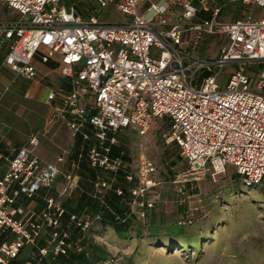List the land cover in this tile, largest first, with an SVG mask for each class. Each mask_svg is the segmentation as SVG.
<instances>
[{"label":"built area","instance_id":"2783aa9c","mask_svg":"<svg viewBox=\"0 0 264 264\" xmlns=\"http://www.w3.org/2000/svg\"><path fill=\"white\" fill-rule=\"evenodd\" d=\"M242 1L250 12L224 23L218 19L221 8L210 7V0H96L101 9L114 4L127 18L112 24L96 16L83 19L62 0H0L6 12L0 17V49L6 52L2 66L32 81L37 76L35 60L57 64L70 90L48 94L46 124L65 121L73 141L92 139L88 159L94 169L114 175L124 171L127 164L110 156L116 135L132 129L144 136L157 120L167 119L162 140L175 145L187 164L170 184L182 201L196 197L201 204L199 194L190 195L187 185L204 179L216 182L228 167L245 188L264 186V0ZM202 12L210 18L196 21ZM218 36L226 44L219 55H200L201 43ZM153 48L158 57L151 55ZM229 65L235 71L221 88L218 75ZM6 92L7 86L0 88V98ZM38 146L33 135L10 154L0 151L5 166L0 235L11 238L0 245V264L36 247L43 236L45 246L25 264H41L49 251L65 254L68 247V235L60 231L65 210L56 199L45 197V209L36 216L16 205L18 199L50 188L61 175L59 198L78 189L79 176L62 173L71 150L63 151L54 165L34 153ZM156 174L155 164L140 156L135 171L124 176L133 183L130 205L140 218L154 207L150 198L161 185ZM111 180H98L95 192L110 190L116 178ZM116 193L123 195L121 189ZM71 221L82 231L91 224L88 215L72 216ZM119 260L115 254L101 264H122Z\"/></svg>","mask_w":264,"mask_h":264},{"label":"rangeland","instance_id":"374dc122","mask_svg":"<svg viewBox=\"0 0 264 264\" xmlns=\"http://www.w3.org/2000/svg\"><path fill=\"white\" fill-rule=\"evenodd\" d=\"M64 1L75 5L78 10L83 6L95 9L101 23L127 21L114 4L101 9L96 0ZM235 1L237 0H210L209 6H217L222 10ZM2 10L3 6H0V13ZM175 12L179 13L180 10ZM262 17L260 15L258 19ZM221 22H232L231 16ZM225 46V38L208 37L200 45V55L214 59ZM151 55L158 57L159 51L153 48ZM254 69L257 70L255 67ZM234 71L235 67L230 65L221 71L218 75L221 88ZM6 73L0 70V87L3 83L10 84L11 76ZM12 75L16 76L14 73ZM17 79V85L11 83L9 91L0 99V132L17 143L24 142L30 134H39V146L34 153L46 163L58 165L57 158L63 151L69 148L72 150L73 147L64 125L47 128L43 132L48 116L44 103L48 93L57 88L56 78H40L37 75L35 79L40 87L36 98L32 94L25 95L29 83L35 80L22 82L18 76ZM165 124V121L157 120L144 136H137L131 131L118 134L117 140L130 161V169L135 170L139 157L144 156L155 164L157 179L161 185L157 195L151 197L156 201L155 206L147 210L145 221L136 217L133 228L125 239H119L109 227L94 225L91 234L95 242L107 249L109 258L117 254L120 259L118 262L122 264H264V186L245 188L235 169L228 167L226 173L216 178V182L204 179L187 185L186 190L190 195L199 194L201 204L194 200L196 197L190 202L182 201L177 188L170 182L173 180L172 176L187 168V164L178 148L161 140ZM55 199L63 206L66 197L57 196ZM24 202L22 201V206L27 212L37 213L43 205L40 197L28 205ZM159 219H163L168 225L191 220V224L185 223V229L193 236L192 245L180 248L185 240L168 237L167 225L159 227L158 234L154 235L148 224ZM30 252L27 247L20 260H25Z\"/></svg>","mask_w":264,"mask_h":264},{"label":"trees","instance_id":"16d2710c","mask_svg":"<svg viewBox=\"0 0 264 264\" xmlns=\"http://www.w3.org/2000/svg\"><path fill=\"white\" fill-rule=\"evenodd\" d=\"M248 12H250V9L244 4V2L242 0H237L233 4H227L222 10H220L218 19L220 21H223L224 18L231 16V21H236L244 18L246 14H248ZM94 14L96 15V10ZM209 18V14H205L202 12L198 14L196 21H201ZM5 54V50L0 49V62L2 58H4ZM50 66L53 68L56 67L55 65ZM162 121H165L166 123L165 131H163L164 133L168 130L169 122L167 119H163L161 120V122ZM124 131H131L139 136L135 130L126 129ZM118 134L116 135V140ZM13 142L16 145L18 144L16 141ZM94 144L95 142L92 139L86 143H83L82 140L77 137L74 141L73 148L69 157L62 166L63 174L71 172L79 176L78 189L70 197H66V200L64 201L62 206L65 211L60 220V231H65L67 233L68 237L65 241L68 247L66 248L65 254L54 255L52 251H49L48 255L43 259V262H41V264H101L109 258V253L104 246L95 242L93 235L91 234L93 226L99 225L103 228L109 227L116 233L119 239H125L133 228L134 221L138 216V214L132 209L130 205L132 196L129 193V189L133 186V183L126 182L124 176L126 172L133 173L135 170L130 169V161L128 160L123 146L118 142V140L116 144L111 146L110 156L112 158H120L123 163L127 164L125 170L119 171L114 175L99 169L92 168L89 164L88 151ZM65 165L67 166L66 168ZM113 177L116 178V181L112 183L110 190L103 191L100 194L95 192L94 185L98 180L111 182V179ZM174 177L175 175L172 176V179H174ZM63 182V175H61L56 179V181L50 188L41 189L30 199H18L16 205L22 206V201H25L24 204L28 205L31 202L37 201L40 197L43 199L41 210H38L37 213L29 212L34 213L35 216L39 215L45 209V197H53L55 199L58 196V190ZM254 187L257 186H253L250 189ZM118 189H121L123 191V195H117L116 190ZM154 203L156 204L155 200ZM82 215H88L91 221L90 227L85 231H82L76 226L74 222L71 221L72 216L80 217ZM142 220L145 221V216L144 218H142ZM185 223L191 224V220L179 222L178 224L168 225L163 219H159L156 221H151L148 225L150 227V231L153 232L154 235L158 234L159 227H161L162 225H167L166 229L169 232L168 237L173 236L174 239H178L180 241L185 240L184 243H181L182 245L180 244V248H184L192 245L191 239L193 238L192 235L186 232ZM44 238L45 236H43L37 242V244H39L40 246L36 245V247L30 248L31 252L27 255L25 260L21 261L20 256L26 248L20 252L19 256L16 259L11 260L9 264H25L33 253L37 254L38 249L45 246ZM10 240V237L0 235V245L4 241Z\"/></svg>","mask_w":264,"mask_h":264},{"label":"crops","instance_id":"0c3cea01","mask_svg":"<svg viewBox=\"0 0 264 264\" xmlns=\"http://www.w3.org/2000/svg\"><path fill=\"white\" fill-rule=\"evenodd\" d=\"M63 1V3H64V5L66 6V7H75V9H76V11H77V13L79 14V16H81L82 18H84V19H88L89 17H91V16H96L95 14H94V12H95V10L93 9V8H91V7H87V6H83L82 8H79V10H78V8L75 6V5H73V4H67L64 0H62ZM81 9V10H80ZM5 11L4 10H2V12L0 13V17L1 16H4L5 15ZM97 17V16H96ZM98 18V17H97ZM99 20V19H98ZM2 60H3V58H2ZM2 60H1V62H0V70H2V71H6L7 73V75L8 76H11V81L9 82L10 84H6V83H3V86H1L0 88H2V87H4V86H7L8 87V91H9V87H10V85H11V83H13V84H15V85H17V83L19 82V80L17 79V76H14L13 77V75H12V72L11 71H9L8 69H6V68H4L3 66H2ZM50 65H55L56 67L55 68H53V67H51ZM34 66H35V68H36V72H37V75L40 77V78H46V77H50V76H54L55 78H56V82H57V88L55 89V90H53V91H55V92H62V93H67L69 90H70V86H69V84H68V81L65 79V78H63L60 74H59V71H58V68H57V64L56 63H54V62H49V64L47 63V64H42V63H40L38 60H35L34 61ZM37 77V76H36ZM19 78H21V77H19ZM22 80V82L24 81V82H29L28 80H25V79H23V78H21ZM33 81V80H32ZM15 85H13V86H15ZM39 87H40V85H39V83H38V81L35 79V81L33 82V83H29V87H28V89H27V91H26V94L25 95H27V94H32V95H34V97L36 98V96H37V92H38V90H39ZM53 91H51V92H53ZM51 92H49V93H51ZM48 93V94H49ZM48 96V95H47ZM44 105H46L47 106V104H46V101H45V103H44ZM47 109H48V116H47V118H46V121H47V119H48V117H49V114H50V109H49V107L47 106ZM62 125H64L65 127H66V129H67V131H68V135H69V138H70V140H71V142H72V147H73V144H74V141H73V139H72V137H71V135H70V132H69V130H68V128H67V125H66V122L65 121H58V122H56L55 124H53V125H47L46 124V122H45V127H44V129H43V132H45V130H47V128H49V129H52V128H59L60 126H62ZM33 135H37V137H38V135L39 134H30V135H28L27 136V139L29 138V137H31V136H33ZM27 139L24 141V142H22V143H18L17 145L13 142V141H10L7 137H6V135H3V134H1V132H0V151L2 152V153H4V154H10V151H11V149H13V148H15V147H17V146H20V145H22V144H24L26 141H27ZM38 140H39V138H38ZM70 149V148H69ZM69 149H67V150H69ZM71 150V149H70ZM4 170H5V166L2 164V163H0V178H1V176L3 175V173H4ZM158 175L156 174L155 175V179H156V181H159L158 179ZM188 185H191V184H188ZM159 188V187H158ZM158 188L155 190V192H154V194L152 195V196H155V195H157V193L159 192V190H158ZM151 196V197H152ZM151 199V198H150ZM152 200V199H151ZM27 212V211H26Z\"/></svg>","mask_w":264,"mask_h":264}]
</instances>
